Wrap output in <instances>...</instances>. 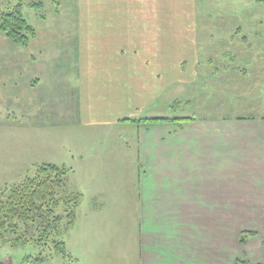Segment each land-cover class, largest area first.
<instances>
[{
	"label": "rangeland",
	"instance_id": "374dc122",
	"mask_svg": "<svg viewBox=\"0 0 264 264\" xmlns=\"http://www.w3.org/2000/svg\"><path fill=\"white\" fill-rule=\"evenodd\" d=\"M18 4L35 36L27 47H21L0 32V119L5 120H0V195L33 178L42 164L64 166L69 170V190L77 187L83 194L75 219L81 211L79 221L109 219L108 211H94L91 204L98 194H104L97 197L101 200L115 194L118 211L110 209L115 212L113 220L132 225L138 206L133 161L139 156L133 138L139 133L125 129L124 122L165 119L178 127L184 119L264 118V0H169L164 20L132 18L125 13L124 0H0V10ZM146 45L152 46L153 55L157 48L164 50L157 52L163 55V63L167 61L161 80L131 76L130 66L136 60L131 50ZM118 57L121 68L116 67ZM196 64L202 66L200 78L194 76ZM78 86L83 97L119 95L114 100L116 112L81 113L77 97L65 98L68 93L75 96ZM36 95H51V99L41 103ZM102 100L104 106L113 102ZM89 102L100 103L96 98ZM34 106L42 109L39 121L53 128L51 138L41 139L40 144L34 119L18 113L24 108L33 115ZM112 118L122 124L97 123ZM68 125L76 128L80 143L74 154L94 166L86 171L88 178L72 173L76 166L68 154ZM117 137L128 143L114 147V142H120ZM82 167L88 163L79 165L77 174ZM136 168L138 173L143 170L138 162ZM55 212L66 213L63 209ZM244 236L246 242L252 232L240 233L237 240ZM40 254L47 252L32 244L0 245V264H30Z\"/></svg>",
	"mask_w": 264,
	"mask_h": 264
},
{
	"label": "crops",
	"instance_id": "0c3cea01",
	"mask_svg": "<svg viewBox=\"0 0 264 264\" xmlns=\"http://www.w3.org/2000/svg\"><path fill=\"white\" fill-rule=\"evenodd\" d=\"M168 2L124 0L125 13L138 20H164L168 18ZM139 49L131 50L136 58L130 66L131 76L140 80L142 77L161 80L167 61L163 63V55L157 52L164 50L157 48L153 55L150 45ZM144 50L149 52L143 54ZM118 53L121 55L122 51ZM120 58L118 68L122 67ZM141 67L151 70H137ZM201 67H197L194 76L201 77ZM121 75L120 70L118 79ZM74 90H78L79 95L78 92L75 96L68 93L65 98L77 97L81 113L92 114L103 109L116 112L114 100L119 95L83 97L80 86ZM94 98L100 101L96 106L89 102ZM43 99L50 100L51 95H36L41 103ZM102 99L113 102L104 106ZM41 110L40 106H34L33 115L26 114L24 108L18 111L34 119L32 125L37 124L33 130L39 144L41 139L51 138L49 134L53 132L50 125L39 121L37 116H41ZM43 111H47V107ZM114 119L97 123L122 124ZM0 120L5 122L3 118ZM124 124L125 129L133 128L139 133L133 138L139 153L133 161L138 190L137 220L132 225L127 220H113L115 212L110 209L118 211L113 203L115 194L106 200L98 199L104 195L98 194L91 206L94 211H108L109 219L79 221L78 217L83 216L81 211L62 238L65 256L56 255L60 257L58 260L49 257L40 264H235L237 259L249 264H264V118L185 121L178 127L137 120ZM66 132L69 159L76 166L72 173L88 178L86 171L94 166L74 154L77 144L80 145L76 141V128L68 125ZM113 141L114 138L108 143ZM116 141L120 142H114L113 146L119 148L128 143L118 137ZM137 162L143 167L140 173ZM84 163H88V167L80 168L77 174L79 165ZM70 192L81 195L80 210L83 194L73 186ZM244 232H252V237L240 244L237 238Z\"/></svg>",
	"mask_w": 264,
	"mask_h": 264
},
{
	"label": "trees",
	"instance_id": "16d2710c",
	"mask_svg": "<svg viewBox=\"0 0 264 264\" xmlns=\"http://www.w3.org/2000/svg\"><path fill=\"white\" fill-rule=\"evenodd\" d=\"M8 9L5 12L0 10V32L14 45L27 47L35 36L34 29L24 19L20 4ZM185 121L188 120L181 122ZM68 174L69 170L64 166L42 164L33 178L24 179L0 195V245L18 247L32 244L47 252L46 256L40 254L29 261L30 264H40L52 255L65 256L62 237L74 224L81 200L80 194L69 191ZM59 209L66 213H56ZM245 238L238 242L245 244ZM235 264L249 263L238 259Z\"/></svg>",
	"mask_w": 264,
	"mask_h": 264
}]
</instances>
